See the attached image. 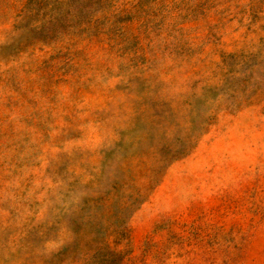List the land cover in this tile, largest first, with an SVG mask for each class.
<instances>
[{
	"label": "rangeland",
	"instance_id": "obj_1",
	"mask_svg": "<svg viewBox=\"0 0 264 264\" xmlns=\"http://www.w3.org/2000/svg\"><path fill=\"white\" fill-rule=\"evenodd\" d=\"M0 264H264V0H0Z\"/></svg>",
	"mask_w": 264,
	"mask_h": 264
}]
</instances>
